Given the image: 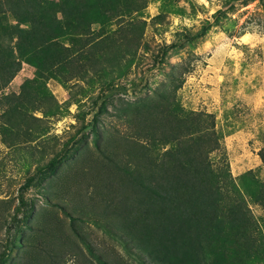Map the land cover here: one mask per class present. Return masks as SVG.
<instances>
[{"label":"rangeland","instance_id":"rangeland-1","mask_svg":"<svg viewBox=\"0 0 264 264\" xmlns=\"http://www.w3.org/2000/svg\"><path fill=\"white\" fill-rule=\"evenodd\" d=\"M135 1L139 11L93 24L78 42L61 41L75 58L67 69L61 52L63 82L45 80L50 96L24 94L36 74L28 64L0 93V264H162L139 249L140 225L159 223L138 177L149 169V204H159V189L165 195L164 178L166 193L173 190L168 154L187 144L188 114L200 122L195 138L212 122L222 135L209 154L214 168L229 170L237 184L248 173L264 183V0ZM142 81V93L102 96ZM54 158L62 162L39 179ZM179 194L189 207L185 190ZM243 196L263 248L264 196L244 189ZM210 247L196 246L197 264H217Z\"/></svg>","mask_w":264,"mask_h":264},{"label":"trees","instance_id":"trees-1","mask_svg":"<svg viewBox=\"0 0 264 264\" xmlns=\"http://www.w3.org/2000/svg\"><path fill=\"white\" fill-rule=\"evenodd\" d=\"M138 6L135 0H58L49 4L43 0H1L0 93L5 91L23 64H28L36 69V74L33 80L24 85V94L28 88L29 96H50L45 80L56 79L60 83L63 82V78L56 75L60 59H64V56H60L62 51L69 59L67 69L73 68L75 54L72 47H62L61 41L78 42L83 38V32L93 24L106 27L118 15L139 11L140 8L136 9ZM220 14L222 11H218L214 18H218ZM211 26L212 23H208L197 36L205 35ZM85 45L91 47L94 44ZM176 46L177 43L164 48L156 63H164L167 50ZM83 52H86L85 57L88 56L87 51ZM61 72L67 71L62 69ZM145 87L146 83L143 81L131 87H108L102 96L106 99L116 93H142ZM102 96L99 98H103ZM199 117L208 118L203 115ZM182 119L186 121L183 126L190 127L187 129L191 135L186 145L174 148L168 154L170 164L176 172L173 185L170 183L173 190L166 193L167 182L164 178V183L160 181L159 187L164 185L165 195L163 196L159 189V204H156V198H152L154 202L150 203V206L145 198L149 189L145 185L149 179V169L142 170L138 177L139 181L143 182V202L156 214L155 220L159 223L152 224L146 219L140 225L137 238L143 246L139 249L155 255L162 264H197L196 246L199 245L203 250L210 245V254L214 253L212 248L215 247L214 260L217 264H260L264 261V247L262 248L260 242V238H263L262 231L250 215L243 189L252 199H262L264 183L255 179L253 173H248L241 177L237 184L229 170L214 168L209 154L219 149L222 137L221 133L215 130L214 122L209 129H204L197 139L195 132L200 123L198 118L188 114ZM175 120L179 119L175 117ZM197 148L201 150L198 156L195 154ZM61 162L62 159L54 158L38 171V178L42 179L47 173L53 172ZM158 179L163 181L161 175H158ZM30 185L31 181L28 182V186ZM181 190H185L188 196L189 207L187 201L179 199ZM176 223H180L178 229L174 228ZM234 237L243 242L236 246L219 247L220 244L234 241ZM253 239L255 244L252 246ZM148 248H151L152 252ZM0 262H3V259ZM205 264L214 263L210 261Z\"/></svg>","mask_w":264,"mask_h":264},{"label":"bare ground","instance_id":"bare-ground-1","mask_svg":"<svg viewBox=\"0 0 264 264\" xmlns=\"http://www.w3.org/2000/svg\"><path fill=\"white\" fill-rule=\"evenodd\" d=\"M248 38V36H246V39Z\"/></svg>","mask_w":264,"mask_h":264}]
</instances>
